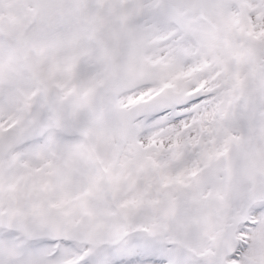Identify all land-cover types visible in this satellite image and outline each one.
<instances>
[{
	"label": "snow or ice",
	"instance_id": "obj_1",
	"mask_svg": "<svg viewBox=\"0 0 264 264\" xmlns=\"http://www.w3.org/2000/svg\"><path fill=\"white\" fill-rule=\"evenodd\" d=\"M0 264H264V0H0Z\"/></svg>",
	"mask_w": 264,
	"mask_h": 264
}]
</instances>
